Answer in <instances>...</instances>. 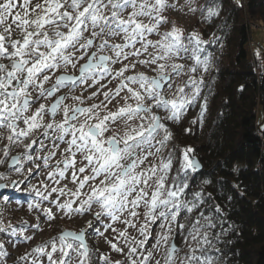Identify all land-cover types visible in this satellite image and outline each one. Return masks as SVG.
Returning a JSON list of instances; mask_svg holds the SVG:
<instances>
[{"label": "snow or ice", "instance_id": "obj_1", "mask_svg": "<svg viewBox=\"0 0 264 264\" xmlns=\"http://www.w3.org/2000/svg\"><path fill=\"white\" fill-rule=\"evenodd\" d=\"M168 7L174 5L166 0H0V129L8 132L7 143L0 150V165L7 164L19 173L21 167L15 166L21 164L23 157L35 165L28 169L29 175L39 168L42 175L56 184L61 180L73 184L74 190L67 183L49 190L50 186L42 181L43 190L33 187L32 191L41 202L57 193L51 203L65 217L91 213L95 221L108 218L124 224L123 230L107 224L105 231L117 233V242L105 240L113 252L126 258L127 264H176L180 250L177 238L188 249L180 264H219V259L211 254L213 250L219 251L213 243L219 235L210 238V229L216 226L212 217L203 211L193 216L205 203L202 193H195L192 200L185 199L188 184L177 177L169 182L172 152L167 157L159 156L172 138L162 121L179 123L187 109L201 100L206 85L203 75L195 74L206 73L210 67L209 57L201 58L204 51L201 45L206 42L196 33L187 37V44L182 30L175 26L160 40L148 39L154 32L159 34L160 26L167 22L161 14ZM200 11L208 22L219 15L218 6ZM117 38L123 42L111 43ZM149 48L155 52L149 53ZM182 52L188 53L186 59L193 62L187 66V72L185 64L167 63L173 57L185 58L181 57ZM145 54L147 58L139 59ZM82 60L85 62L80 63ZM117 63L122 67L113 71L110 65ZM137 64L149 66L157 74L125 75ZM69 66L79 74H67ZM56 72L63 74L45 88ZM182 75L188 79L176 85L175 78ZM107 77L111 79L101 83ZM113 81H117L115 88H108ZM78 83L99 85L88 98L102 95L103 100L85 107L80 106L84 103L80 96H73L78 104L68 105L65 94L56 96L50 105L40 102L51 99L62 88L71 91ZM129 100L134 103H128ZM202 100L198 114L201 122L207 112L208 97L205 95ZM113 101L117 105L115 111L108 107ZM34 105L38 107L33 110ZM154 109L163 110L165 115H158ZM59 113L62 119L57 121ZM46 116L50 117L47 122ZM121 123L126 129L123 134L112 131ZM161 131L163 136L158 140ZM45 139L50 140V148ZM19 144L26 151L10 156L11 147ZM36 144L39 149L35 151L47 154L34 156L27 151ZM189 152L190 148L184 149L179 171L186 173L200 167L190 159ZM58 155L55 168H49V161ZM5 157H10L11 163ZM38 160L43 164L36 163ZM7 187L0 184V189ZM86 187L88 191L84 192ZM60 197L68 198L61 202ZM33 208H40L51 226L55 219L52 208H41L40 202L29 204V210ZM215 211H221L219 206ZM27 226L25 222L24 227ZM33 227L38 228L39 224ZM88 228H93L92 220L78 232L62 230L19 260L27 264H45L42 258H46V264H93L85 242ZM129 229L137 235H131ZM9 230L17 235L11 223L5 225L0 220V233ZM120 242L122 247L118 246ZM161 249L164 254L158 259ZM6 255L5 243L0 240V256ZM98 261L125 264V260L113 261L104 254L99 255Z\"/></svg>", "mask_w": 264, "mask_h": 264}, {"label": "trees", "instance_id": "obj_2", "mask_svg": "<svg viewBox=\"0 0 264 264\" xmlns=\"http://www.w3.org/2000/svg\"><path fill=\"white\" fill-rule=\"evenodd\" d=\"M208 6H218L219 15L208 22L199 14L205 24L199 36L206 42L201 58L210 60L202 91V98L208 97L207 135L192 144L198 135L191 134L190 122L180 135L182 145L171 138L166 151L177 160L173 177L188 184L184 198L192 200L200 192L205 199L193 216L203 211L212 217L216 226L210 238L219 235L213 239L219 251L211 254L219 264H264V123L258 118L260 108L264 114V62L257 67L245 48L252 38L250 17L264 23V0H206L202 8ZM187 146L203 162L202 171H179ZM17 154L10 150V156ZM88 247L94 264L97 255Z\"/></svg>", "mask_w": 264, "mask_h": 264}, {"label": "rangeland", "instance_id": "obj_3", "mask_svg": "<svg viewBox=\"0 0 264 264\" xmlns=\"http://www.w3.org/2000/svg\"><path fill=\"white\" fill-rule=\"evenodd\" d=\"M206 0H166L167 4L174 5V7H168L162 12V16L166 18V23H163L159 28V34L152 33L148 36V39H151L153 41H157L162 39V36L165 32L171 31L172 27L175 26L178 29H181L183 32V38L184 43L187 44V37L191 35L192 33H196L199 35L200 32L203 31L204 22L203 20L200 21L199 14L200 9L203 7ZM190 9H196L195 11H191ZM126 15V14H125ZM250 23H251V41L250 43L246 44L245 48L247 50L248 59L251 62H254V64L258 67L259 65H262L264 62V23L258 19H255L253 17H250ZM144 19V22L147 23V18ZM123 41L119 38L114 39L111 41V43H122ZM139 47V45H137ZM257 51L259 52V56H257ZM155 50L152 48H149V53H154ZM104 54L112 55L111 52H106ZM188 53H181V57H173L171 60H168L167 63L171 65L172 63H180L185 64V72H187V66L191 65L193 62L189 59H186L188 56ZM147 58V54L141 56L139 59H145ZM83 62L80 61V63ZM129 61H124V63H128ZM161 63H164V61H160ZM7 63V61H5ZM110 67L113 68V71L118 70L122 67V64L117 63L115 65H110ZM154 67V66H153ZM74 71L70 66L67 70ZM170 71V68H169ZM139 72H144L148 76H155L157 73L152 71L149 66L146 65H140L137 64V67L135 69H130L128 72L125 73V75H133ZM61 72H56L53 76L52 80H50L47 84H45V88H49L52 86V84L55 83V77L60 75ZM71 74V73H70ZM73 74V73H72ZM197 77L202 74H195ZM111 79L110 77L105 78V80H102L101 83H107L108 80ZM188 79L187 75H182L180 77L175 78V84H182L184 81ZM90 83V82H89ZM117 81H113L112 83L108 84V88H115ZM175 86V85H174ZM99 87V85H93L92 87H89L87 83L80 84L78 83L75 87L71 89V91L68 90L67 87L62 88L59 93H63L64 95L67 94L68 99L65 101L68 105L78 104L77 101H74L72 99L73 96H80L84 103L80 106H90L93 103L99 104L101 100H103V96L99 95L98 97H92L89 99L88 97L91 95L93 91H96V89ZM106 90V89H104ZM103 91V90H102ZM125 93H121L123 96ZM40 102L46 103L47 105H50L53 102V97L49 100H41ZM121 104L123 101L120 102ZM128 103H134V101L129 100ZM198 103V102H197ZM197 103L194 106H191L187 109L186 114L183 116V118L180 120L179 123H173L169 120L162 121L166 124L168 129L172 133V138H174L176 141H178L179 145H182V141L180 138V135L182 134L183 130H185L184 125L189 124L192 122V119H196L198 117V105ZM116 102L113 101L112 104H110L108 107L115 111L116 108ZM35 107H38V105L33 106V110ZM158 115L164 116L165 113L163 110H155ZM103 115V113H101ZM259 122L264 123V114L262 109H259ZM50 119V117H45V122H47ZM62 119V113H59L56 116V120L59 121ZM196 123H193V127L191 128V134H195L198 137H194V139L191 140L192 144H198L202 142L206 135H207V129L208 124L204 122V120L201 122L199 119H196ZM125 126L121 123L119 127H113L112 131L117 132L118 134H123V131H125ZM189 131V130H188ZM189 131V132H190ZM196 131V133H195ZM110 134V133H109ZM8 135L7 130L0 129V150H2L6 144L5 137ZM52 133L49 131V136H51ZM163 136V132L161 131L160 134L157 136V139H161ZM38 139H43L42 137H37ZM196 139V140H195ZM184 142V141H183ZM27 143V141H25ZM44 143L48 145V147H51L50 140L45 139ZM155 143V142H153ZM158 146V145H157ZM191 149V152H189V157L191 154H193V147L187 146L185 149ZM36 149H39V144L33 145V149L27 150L30 153H33L34 156H43L46 155V152L41 151H35ZM19 150L20 153H23L26 151L23 144L19 145H13L11 148V151ZM167 146L162 149V152L159 154L161 157H167ZM0 155H2V151H0ZM197 156V155H196ZM59 155L56 157H53L49 161V168H55L56 161L59 159ZM8 161H10V157H5ZM79 159V157H78ZM150 160L153 158L150 157ZM183 160V155H182ZM157 164L159 163V159H156L155 161ZM176 162L177 160L174 159L172 161V170L169 173V182L171 181L173 174L176 170ZM36 163L43 164L42 160L36 161ZM203 163V162H202ZM35 165L32 161H26L23 157L21 158V164L16 165L15 167H21V172L17 173L12 168H9L7 164L0 165V174L3 175V180L1 182H4L5 185H7L9 188V191L5 190L3 192V195L0 196V220L4 222L5 225L8 223H11L13 227L17 231V235H12L11 230H9V233H0V240H3L5 243V250L8 253L6 256H0V264H27L26 261L19 260V257L24 256L27 253H31L32 249L35 248L37 245L44 243L45 241L49 240L50 238L57 236L62 230H72L78 232L80 229L86 227V222L89 220L93 221V228H88L86 232V240L87 245L92 246L94 253L97 255L96 258H94V264H99L98 257L100 254H104L107 256H110L111 260H125V264H127L126 258L118 254L116 252H113L109 246L108 243H106L105 238L107 240H111L113 242L116 241L117 233H114L111 229H108L105 231V226L107 224H112L113 227H115L118 230H123L125 225L122 223H113L108 218H102V221H95L94 216L89 213L85 214L84 216H74L72 218H68L63 216L61 212H59L55 205L51 203L52 200H54L57 197V193H52L49 197L48 201H42L40 200V197L35 195V192L32 191L33 187L40 188L43 190L42 181L46 182L50 187H61L65 183L68 184L69 189H75V186L71 183H68L66 180H61L60 184L54 183L52 180L48 179L46 175H42V169H38V175L37 178L32 179L31 175L28 173L29 168H33ZM79 166V165H78ZM63 167V165H61ZM43 171H47V169H44ZM27 178V179H26ZM59 179V177H57ZM84 192H87V187L83 190ZM10 197V199H9ZM54 197V199H52ZM68 197H60V201L62 202L64 199H67ZM40 202L41 208H48L51 207L53 213H55V219L51 222V226H49V222L46 221V218L43 216L40 208H33L32 210H29V204H34ZM97 209H93V212H95ZM40 217V220H37V217ZM25 222L27 223V228L24 227ZM184 222V220H182ZM39 224L38 228H34L33 225ZM21 229H23V232L21 234ZM102 232L103 235L98 234V231ZM129 233L133 236H136L137 233L133 231L132 229L128 230ZM25 237H31V239H25ZM154 242V241H153ZM177 244V247L180 249L176 255V264H180V261L185 257V254L188 252L187 247L183 245V242L180 238H177L175 241ZM118 246H123L122 242L118 244ZM127 251V249H125ZM164 252L163 249L160 250V253L157 255L156 258H161L163 256ZM31 256L28 257L29 260H31ZM45 260L46 264V258H42Z\"/></svg>", "mask_w": 264, "mask_h": 264}, {"label": "water", "instance_id": "obj_4", "mask_svg": "<svg viewBox=\"0 0 264 264\" xmlns=\"http://www.w3.org/2000/svg\"><path fill=\"white\" fill-rule=\"evenodd\" d=\"M61 74H63V73H61ZM61 74H60V75H61ZM67 74H69V75H73V74H70V73H67ZM61 95H64V94H61ZM55 99H56V98H55ZM55 99H54V100H55ZM53 102H54V101H53ZM190 159H193L194 161H196V162L199 163L200 167H199L198 169H196L197 171H202V170H203L204 165H203L202 161L200 160V158H199L198 156L191 154V155H190ZM9 163H11V161H9ZM0 184H4V182H0ZM5 190H6V188H4V189H0V193L3 194V192H4ZM68 230H69V229H68ZM71 231H72V230H71ZM85 242L87 243L86 236H85Z\"/></svg>", "mask_w": 264, "mask_h": 264}, {"label": "flooded vegetation", "instance_id": "obj_5", "mask_svg": "<svg viewBox=\"0 0 264 264\" xmlns=\"http://www.w3.org/2000/svg\"><path fill=\"white\" fill-rule=\"evenodd\" d=\"M85 61H83V62H81V63H84ZM71 74L73 73V74H75V75H78L79 73H78V71L77 70H74V71H69ZM62 73V72H61ZM60 73V74H61ZM68 73V72H67ZM59 76V75H58ZM60 94H63V93H57L55 96H53V100L56 98V96H59Z\"/></svg>", "mask_w": 264, "mask_h": 264}, {"label": "bare ground", "instance_id": "obj_6", "mask_svg": "<svg viewBox=\"0 0 264 264\" xmlns=\"http://www.w3.org/2000/svg\"><path fill=\"white\" fill-rule=\"evenodd\" d=\"M37 175H38V169H36L35 172L31 175L32 179L37 178ZM52 199H54V197Z\"/></svg>", "mask_w": 264, "mask_h": 264}]
</instances>
